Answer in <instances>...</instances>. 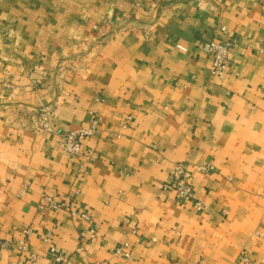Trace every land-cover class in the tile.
Here are the masks:
<instances>
[{"label":"crops","instance_id":"0c3cea01","mask_svg":"<svg viewBox=\"0 0 264 264\" xmlns=\"http://www.w3.org/2000/svg\"><path fill=\"white\" fill-rule=\"evenodd\" d=\"M0 264H264V0H0Z\"/></svg>","mask_w":264,"mask_h":264},{"label":"built area","instance_id":"2783aa9c","mask_svg":"<svg viewBox=\"0 0 264 264\" xmlns=\"http://www.w3.org/2000/svg\"><path fill=\"white\" fill-rule=\"evenodd\" d=\"M176 47L181 51H186V49L182 46ZM231 47V40H211L199 44L200 51L211 57V72L212 75L218 79V81L221 80L225 74L228 55ZM49 116L50 112L46 108L39 112L40 130L50 131V126L48 124ZM129 119L130 118H128V120ZM96 125L97 122L93 119H90L89 125L87 127H83L75 131L64 132L59 135L58 147L65 159L70 160L80 154L82 142L94 136ZM196 170L203 173H209L213 171V167L209 164H202L197 166ZM192 180V173L188 171L185 165L179 164L174 168L172 173V181L170 183L164 184L163 188L172 190L175 193L176 198L182 201H193L195 209L201 212L204 210L205 206L195 200L192 188ZM41 201L40 208L45 205L50 206L53 209H58L61 207L54 200L46 196H42ZM78 215L84 221L90 220V214L88 212H80ZM136 231V226H133L132 232L136 233ZM88 233L90 238H93L95 228H91ZM113 254L116 257L129 259L131 257L130 246L128 244H124L123 246L117 247ZM51 256L56 262H60L62 260L61 256L55 254L54 251H51Z\"/></svg>","mask_w":264,"mask_h":264}]
</instances>
